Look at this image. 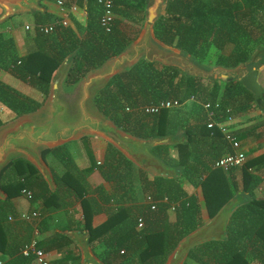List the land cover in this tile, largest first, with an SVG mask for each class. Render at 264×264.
<instances>
[{
	"label": "trees",
	"instance_id": "16d2710c",
	"mask_svg": "<svg viewBox=\"0 0 264 264\" xmlns=\"http://www.w3.org/2000/svg\"><path fill=\"white\" fill-rule=\"evenodd\" d=\"M112 1L116 18L110 32H105L99 23L100 8L96 0H87L85 23L71 14L66 25L55 24L48 34L39 31L37 25L53 22L57 17L49 8L44 13L35 11L32 45L22 55L17 51L14 38L0 31V68L43 95L41 101L37 100L0 80V104L10 110L12 118L36 111L42 105L56 68L65 57L72 58L64 79L68 89L137 38L147 0ZM153 32L160 42L189 55L203 68L202 62L211 46L219 52L215 64L233 68L249 61L254 51H264V0H167L164 13L154 22ZM261 63H264V54L258 62ZM168 99H177L182 106L190 100L191 109L182 118L175 113V108L179 107L145 112L146 106ZM93 103L119 128L138 138H156L183 130L187 136L185 143L152 148L164 162L178 167L180 176L149 175L108 144L104 155L107 168L118 170L116 163H123L128 170L123 172V177L128 178L135 169L143 194L155 201V208L147 203L133 214L128 207L121 206L105 221L92 226V212H88L92 211L91 204L83 197L89 192L85 179L87 170L79 171L71 166L73 159L64 147L54 149L66 163L59 181L56 179L54 191L28 160L15 158L0 172V187L7 194L6 199H0V254L7 256L3 264L34 261L32 256L20 254V248L28 242L31 226L22 227V236L10 237L12 227L5 221L12 208L11 198L24 194L22 190L30 191L27 197L31 203L40 199L43 208L51 210L63 203L60 186L67 187L81 200L90 242L99 239L104 243L105 248L98 254L104 263L164 264L179 240L203 223L199 200L196 195L187 193L186 184L200 188L209 218L235 193L244 195L245 201L232 213L226 239L208 241L193 248L183 264H264V196L257 197L254 192L261 180L259 174L264 172V115L261 113L263 119L235 133L244 142L249 136L260 142L256 149H250L253 154L240 167L239 184L234 169L215 166L231 147L217 126H207V113L203 108L205 103H218L216 117L219 121L259 108L253 94L240 81L204 79L187 74L178 66L141 58L112 76L95 93ZM170 149L173 155H169ZM87 150L92 159L91 150ZM48 152L42 151L44 159ZM138 217L143 218L142 227L137 226ZM43 245V241L38 240V246L47 249ZM195 250H199V255Z\"/></svg>",
	"mask_w": 264,
	"mask_h": 264
},
{
	"label": "water",
	"instance_id": "95a60500",
	"mask_svg": "<svg viewBox=\"0 0 264 264\" xmlns=\"http://www.w3.org/2000/svg\"><path fill=\"white\" fill-rule=\"evenodd\" d=\"M166 2L167 0H147L143 26L137 38L121 53L109 58L102 66L88 72L76 82L72 102L62 94V86L72 58L67 56L63 59L56 68L49 92L38 111L23 114L12 122L0 126V172L11 158L21 155L36 167L48 188L53 190L55 182L42 157V150L83 136L96 135L106 140L149 175L179 177L178 167L164 162L152 148L157 145L173 146L185 143L187 136L183 130L156 138H138L119 128L100 113L93 103L95 93L104 87L112 76L141 58L149 62L158 61L163 65L178 66L185 73L204 79L240 81L253 94L257 106L264 115L262 103L264 87L258 80L263 63L255 62L256 56L253 55L247 64L240 63L233 68L217 65L208 70L196 64L189 55L179 49L160 42L154 36L153 25L164 13ZM35 11L41 13L46 11L41 0H0V23L11 16ZM6 197L7 194L0 187V199L4 200ZM244 201L245 196L240 192L236 193L212 217L183 236L167 256L164 264H183L193 248L208 241L225 240L230 217ZM68 236L79 246L82 264H106L90 249L88 233L70 231Z\"/></svg>",
	"mask_w": 264,
	"mask_h": 264
},
{
	"label": "crops",
	"instance_id": "0c3cea01",
	"mask_svg": "<svg viewBox=\"0 0 264 264\" xmlns=\"http://www.w3.org/2000/svg\"><path fill=\"white\" fill-rule=\"evenodd\" d=\"M69 1L70 0H67L68 3ZM41 3L45 8H49V10L54 14V16L58 18V6L56 4V1L52 2L49 0H41ZM76 5H77L76 11H74V13L73 12L70 13V15L75 14V17L78 19L80 23H85L87 0H77ZM33 14L34 13L31 12L20 13L11 16L10 18L2 22V24L8 25V27H6L7 30L5 32L6 34L12 35L16 43L17 51L21 55L25 54L32 45L31 38L34 36L33 26L35 25ZM12 17L16 18L14 22H17L16 26L20 30H17L15 26L11 25L12 23L10 20H13ZM20 20H23V22ZM25 25L29 26V29H27L26 32L23 31V27H25ZM16 34H22L23 36L17 37ZM256 51H254V53H256ZM260 54L261 55L264 54V51H261V53H257L254 55L257 57L254 58L255 62L259 61ZM244 64H247V62ZM262 66L264 67V63L261 65V67ZM259 78H260V72H259L258 80ZM0 80L6 82L7 84L13 86L16 89L22 86V84L31 88L29 84H28L29 86L26 85V83L8 74L1 68H0ZM262 86L264 87V85ZM35 99L39 100L38 98ZM256 109H258L259 111L257 112ZM260 114H261V109L255 108L249 111L248 113L242 114L238 117H233L230 120L222 121V122H226L234 130L235 133H238L240 130L244 129L250 124V121L249 122L245 121L248 120L249 118L248 116L256 117V120H258ZM7 116L8 118L12 117L10 110H8L7 108H5L0 104V117L3 120L2 126L7 124L6 121ZM89 138L90 137L88 136H83L78 139L68 141L64 144L57 145L52 148L43 149V150H49V152L46 153L45 155V159L44 158L43 159L48 165L55 182V188L53 190H56L57 188L56 179L58 180L61 174L66 169V163L60 160V158L54 151V149L62 146L69 152V154L73 159V161L69 163L71 166L76 167L77 169H79V171L87 170L85 179L88 182L89 192H86L83 197H85V199L88 200L91 204L92 211L89 210L88 212L90 213L92 212L90 215L92 226H95L105 221L112 213L116 212L117 209L121 206L128 207L133 214H137L138 211L142 208V206H145L148 202L146 200V196L143 194L141 190L140 182L138 180L135 169H132L134 170V172L132 173L131 177L128 178L127 175L123 177V172L119 169L113 170L110 167L107 168V166L105 165V161H102L104 160V155L106 150L104 149L103 144L108 145L109 143L100 137L99 139L102 141V145H98L93 141H91V139ZM239 141L242 147L244 148V150L249 152L247 154V158L251 154H253L250 152V149H256L257 143H260L259 141H254L251 136L247 137L246 142H244L243 139H239ZM76 148L77 150L75 152ZM88 148L91 150L92 153L91 155L93 157L92 159L90 158V153L87 150ZM170 152H171L170 154L173 155L172 149ZM18 157L23 158L21 155H18L16 157L11 158V160ZM134 166L137 167L136 165ZM239 173H240V167H239ZM259 176L261 180L260 183L257 186H255L254 192L257 197H263L264 172H261ZM236 178L238 180V183L241 184L240 174ZM131 181L132 182L136 181V183H139L140 192L138 194L136 193V189L133 191L132 190L133 188H128V186L131 185ZM135 186H137V184ZM59 188L61 189V194H62L61 196L63 198V203L60 207L52 208L51 210H45L43 208V204L40 199H38L35 203H31V201L29 200L26 194L21 193L16 196H13L11 198L12 208L7 212V219L5 223L12 227L10 233L11 238L16 235L22 236L24 234L22 227L24 225L29 224L31 227H30V235L28 241H30L31 238L33 237V233L35 229H37L38 230L37 240L43 241L44 244L43 246L47 247V249L45 250L43 249V251L46 253L51 264H82L80 248L77 245V243H75L68 236V233L70 231H83L85 233H88V235L90 236L89 230L86 229V227H84L85 218L82 212L81 200L77 198L73 194V192H70V190H68L67 187L60 186ZM185 189L187 190V193L189 195L190 194L196 195L200 205L203 206L201 203L203 202L202 201L203 199L199 187L198 189L197 187L193 189L190 186H188V184H186ZM202 208H204L205 211V207L203 206ZM33 211L38 212V215L36 217H33L30 220H24L21 218L22 214L31 213ZM9 217H11V219H9ZM208 219L209 217L207 216L206 220ZM89 246L92 252L98 258H100L98 254L105 248L103 241L97 239L94 240L93 242H90V237H89ZM6 259H7L6 255L0 254V261L3 262ZM31 264H37V263L33 261Z\"/></svg>",
	"mask_w": 264,
	"mask_h": 264
},
{
	"label": "built area",
	"instance_id": "2783aa9c",
	"mask_svg": "<svg viewBox=\"0 0 264 264\" xmlns=\"http://www.w3.org/2000/svg\"><path fill=\"white\" fill-rule=\"evenodd\" d=\"M76 1L77 0H70L68 3L67 0H56V4L58 6V18L53 22L37 25L38 30L45 34H48L54 30L55 24L66 25L69 22L70 13L76 11L77 9ZM96 2L100 8L99 23L105 32H110L114 24V20L116 18V13L113 10V1L96 0ZM25 28L29 29V26L26 25ZM34 29H35V25L33 26V30ZM182 104L183 103L177 99H168V100L160 101L153 105L146 106L144 110L147 113H157L162 108H175L182 106ZM203 108L207 113V118H208L207 126L208 127L217 126L221 131V133L223 134L225 140L231 147V150H227L219 157V159L215 162V166L224 169H235L241 167L247 159L246 151L242 147L234 130L226 122H222L217 119L216 116H217V111L219 110V104L205 103L203 104ZM230 119L231 117L227 118L224 121ZM22 191L28 197L31 194L30 191H24V190ZM146 200L148 203L151 204V208L154 209L155 201L150 196H147ZM173 206L174 205H172V207ZM37 215L38 212L33 211L31 213L22 214L21 218L24 220H30L31 218L36 217ZM9 219H11V217H9ZM137 226L138 227L143 226L142 217H138ZM37 234H38V230L35 229L31 240L25 243L20 248V254L26 257L32 256L34 262L37 264H51L46 253L38 246ZM0 264H3L2 261H0Z\"/></svg>",
	"mask_w": 264,
	"mask_h": 264
},
{
	"label": "rangeland",
	"instance_id": "374dc122",
	"mask_svg": "<svg viewBox=\"0 0 264 264\" xmlns=\"http://www.w3.org/2000/svg\"><path fill=\"white\" fill-rule=\"evenodd\" d=\"M17 17V16H16ZM12 19L13 20H10L11 21V25H13V26H15V28L17 29V30H20L17 26H16V24H17V22H14V20L16 19L15 17H12ZM13 21V22H12ZM20 21H22L23 22V20H20ZM144 22V21H143ZM26 26V25H25ZM6 27H8V25H6V24H0V31H2V32H5L6 30H7V28ZM22 30V29H21ZM23 31H27V29L25 28V27H23ZM29 31V30H28ZM5 34V36L6 37H12V35H10V34H6V32L4 33ZM16 36L17 37H22L23 35L22 34H16ZM172 48H174V47H172ZM219 52L213 47V46H211V48L209 49V52H208V55H207V57L205 58V60L202 62V65L205 67V68H207L208 70H210V69H212V68H214V67H216L217 65L215 64V59H216V57H217V54H218ZM257 53H259V50H257L256 51V53L255 54H257ZM257 58V57H256ZM259 81H260V83H262V85H264V67L262 66L261 68H260V78H259ZM24 83H26V82H24ZM26 85H28L27 83H26ZM29 86V85H28ZM76 87H77V84H73L72 86H70V87H68V89H66L65 88V85H63L62 86V94H63V96H65L69 101H73V99H74V95H75V92H76ZM18 90H20L22 93H24V94H27V95H31V97H35V98H38L40 101L43 99V95L40 93V92H38L37 90H35V89H33L32 87L31 88H29V87H27V86H25V85H23L22 84V86H20L19 88H18ZM191 106H192V102L190 101V100H188V101H186L185 103H184V105L182 106V107H179V108H175L176 109V114H177V116H178V118H182V117H185L186 116V114L188 113V111L191 109ZM256 111L258 112L259 110L258 109H256ZM249 118H248V120H245L246 122H249L250 121V124L249 125H251L255 120H256V117H250V116H248ZM259 118L260 119H263V117L261 116V114L259 115ZM14 120V118H8V116H7V123H10V122H12ZM248 125V126H249ZM88 137H90L89 139H91V141H93L94 143H96V144H98V145H102V141L99 139L100 137H98V136H96V135H87ZM99 143H101V144H99ZM104 143V142H103ZM104 145V149H106L107 150V148H108V145H105V144H103ZM264 149V148H263ZM76 150H77V148L75 149V152H76ZM106 150H105V153H106ZM259 150V149H258ZM170 151H171V149L169 150V155H171L170 154ZM251 152V151H250ZM249 152H247L246 151V154H248ZM102 161H104V160H102ZM117 165L116 166H118V169L119 170H121L122 172H126L127 173V168H126V166H125V164H123V163H119V162H117L116 163ZM115 165V164H114ZM111 168V167H110ZM235 171V173H236V177L240 174L239 173V168H236V169H234ZM133 172H134V170H133ZM182 183H185V181H183V178H182ZM137 184V186H135ZM127 186H128V184H127ZM128 188H133L132 190L134 191L135 189H136V193L138 194L139 192H140V190H139V183H136V181H134V182H132L131 181V185L130 186H128ZM196 188V187H195ZM194 189V188H193ZM197 189H198V187H197ZM191 190V189H190ZM203 201V200H202ZM202 203V205H203V202H201ZM201 206V205H200ZM204 206V205H203ZM203 206H201L200 207V218H201V220L202 221H204V220H206L207 219V216H206V212L204 211V208H202ZM205 222V221H204ZM192 251V250H191ZM190 251V252H191ZM190 252H189V254H190ZM188 254V255H189ZM195 254L196 255H199V250H195ZM188 257V256H187Z\"/></svg>",
	"mask_w": 264,
	"mask_h": 264
}]
</instances>
